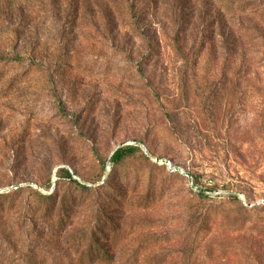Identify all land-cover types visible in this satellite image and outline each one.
<instances>
[{
  "label": "rangeland",
  "instance_id": "1",
  "mask_svg": "<svg viewBox=\"0 0 264 264\" xmlns=\"http://www.w3.org/2000/svg\"><path fill=\"white\" fill-rule=\"evenodd\" d=\"M94 234L103 264H264V0H0V264Z\"/></svg>",
  "mask_w": 264,
  "mask_h": 264
},
{
  "label": "trees",
  "instance_id": "2",
  "mask_svg": "<svg viewBox=\"0 0 264 264\" xmlns=\"http://www.w3.org/2000/svg\"><path fill=\"white\" fill-rule=\"evenodd\" d=\"M8 59L3 58L1 59V62H6ZM10 62L18 63L17 59L11 60ZM134 149L133 148H120L114 152V154L111 156V162L113 165L117 166L120 164L127 155H129ZM65 177L72 183L77 184L79 188L80 194H89L91 192V188L87 187L86 185H80L76 183L72 179V176L69 172L66 171ZM110 180V176L108 178ZM50 206H47L44 209V212L48 214L50 212ZM62 222H64V216L60 217V220L58 221V226L63 225ZM99 235V236H98ZM93 235L92 238L89 241V244L87 245V250L83 255V258L81 260L82 264H103V263H110L113 261V255L109 254V251L105 250L101 246H99L98 240L100 239L101 234ZM101 247V248H100Z\"/></svg>",
  "mask_w": 264,
  "mask_h": 264
},
{
  "label": "built area",
  "instance_id": "3",
  "mask_svg": "<svg viewBox=\"0 0 264 264\" xmlns=\"http://www.w3.org/2000/svg\"><path fill=\"white\" fill-rule=\"evenodd\" d=\"M144 152L146 153L145 149H144ZM156 162L159 165L163 166L168 172L182 176L195 192H200V189L195 184L194 178L189 170H186L185 168L181 166H176L172 164L170 160L164 159V158L158 159L156 160Z\"/></svg>",
  "mask_w": 264,
  "mask_h": 264
}]
</instances>
